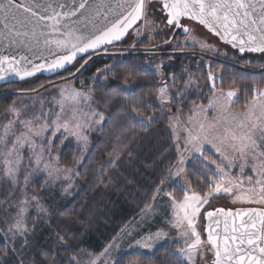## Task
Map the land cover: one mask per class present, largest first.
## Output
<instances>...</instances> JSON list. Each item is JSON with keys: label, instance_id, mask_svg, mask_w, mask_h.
I'll use <instances>...</instances> for the list:
<instances>
[{"label": "trees", "instance_id": "1", "mask_svg": "<svg viewBox=\"0 0 264 264\" xmlns=\"http://www.w3.org/2000/svg\"><path fill=\"white\" fill-rule=\"evenodd\" d=\"M147 42L148 39L143 38L139 46ZM231 50L237 53L236 57L232 60L217 59L209 70L200 68L195 76L196 83L189 87L190 75L183 70V66L197 63L201 53L188 51L184 57L175 59L172 66L167 65L168 58H158L162 75L172 74L174 80L180 81L178 84L175 80L173 83L178 84L177 88L170 90L173 113L187 118L194 106L209 101L212 95L209 72L219 75L215 81L218 89L238 90V98L232 104L234 110L247 107L256 95L254 88L264 89V63L244 58L246 55L241 56ZM87 58L80 59L73 66ZM118 58L105 80L100 78L94 87L91 104L103 116V121L90 132L87 149L65 140L61 134L54 137L53 152L58 156L60 166L75 169L73 181L49 187L44 184L43 176H33L26 186L29 194L45 198L54 206L49 225L31 237L30 246L16 245L15 252L20 258L7 246L9 253L4 256L0 252V264H19L21 258H24L25 264L33 259L36 264H70L72 256H76L79 264H87L117 237L129 221L152 205L161 182L176 165L178 152L172 130L162 105L157 101L161 74L147 67V62L153 63L152 57L132 53ZM108 63L103 59H93L85 78L93 77ZM73 66L52 77H36L38 80L35 82H28L31 79L0 85V124L10 121L9 112L19 102V92L40 90L49 100L57 97L58 90L46 84L70 73ZM133 107L139 110L142 119L153 116L152 122L140 123L141 120L132 111ZM206 155L213 156L210 152ZM186 174L194 191L202 195L214 179L213 172L197 159L187 165ZM24 177L25 171L20 175L19 185L14 186L0 167L2 227L10 224L17 214L14 206L24 187ZM166 186L174 191L178 200L183 199L184 191L174 181L168 179ZM68 187L67 193L62 194L61 189ZM36 218L37 212L33 209L28 217L30 227L37 225ZM57 234L64 237L66 246L61 244ZM4 247L5 242L0 235V249ZM118 261L119 264H186L171 246H161L151 254L131 251Z\"/></svg>", "mask_w": 264, "mask_h": 264}, {"label": "snow or ice", "instance_id": "2", "mask_svg": "<svg viewBox=\"0 0 264 264\" xmlns=\"http://www.w3.org/2000/svg\"><path fill=\"white\" fill-rule=\"evenodd\" d=\"M148 2L149 0H128L126 15L112 21L110 26H105L95 34L85 35L79 28L70 27L66 23L63 24L64 31L60 29L62 21L75 16L79 9H84L88 0H81L77 9L68 11L58 10L65 7L63 4H57L54 7L51 3L41 5L36 0H0V24L3 25L0 37L10 39L12 42H23L29 37L36 39V29L43 24L44 27L51 30L52 34H58L49 39L44 32H40L39 35L45 37L44 45H54L57 49L67 52V54L53 59L47 65L34 64L30 68L21 66L22 61L27 62L26 57L17 60L15 57L0 56V80H6L8 74H14L23 80L42 70L62 69L66 64L72 63L78 53H85L102 44L121 40L129 28L146 17ZM162 5L163 9L167 11L169 25L179 26L181 18L187 17L197 21L234 48H238L241 53L245 51L264 53V0H162ZM89 7L92 8V6ZM95 11L99 14L100 9L95 8ZM185 31L188 29L185 28ZM37 42L39 41L37 40ZM208 78L214 79L211 72H209ZM253 91L256 92V95L252 97L247 112L239 114L242 118L233 114L232 123L224 127L223 134H217L210 138L209 134L215 128L214 124L206 126L204 123H199V130L195 135L192 130H187L186 145H193L195 151L200 153L204 160L215 165L214 169L209 168V171L213 172L214 179L203 195L195 191L184 192L183 199L176 200L171 193H167L172 200L174 209V226L184 228L186 225L187 230L181 235L190 237V240H185V248L180 250L188 264H195L197 256L203 258L205 245L213 255L210 264H264V209L248 208L232 212L218 208L206 213L209 221L206 227V241L201 239V234L196 230V220L201 208L208 204L216 194H232L234 189H239L240 192L236 195V200L250 204H264V89L254 88ZM220 92L223 94V89ZM78 95V93L75 94L73 99ZM236 95V90H229L226 93V101L222 106L224 111L228 110L233 102L232 98ZM158 99L161 102H167L170 99L167 96L166 88L160 89ZM10 111H15V109H10ZM132 111L138 117L141 115L135 107L132 108ZM101 118H103L102 115ZM153 119V116H148L139 122L150 124ZM11 123L10 121L9 124L11 125ZM22 123H24L27 132L16 138L12 151L9 152V156L15 154L17 159L14 162L5 160L7 166L5 175L13 184L16 183L17 171L21 162L18 147H23L27 142L28 133L39 136L46 127L42 126L40 131L33 132L30 121ZM63 127L67 130L68 125L65 124ZM8 134L9 126H5L4 136L6 137ZM84 139L86 140V137ZM34 144L35 141L32 140L28 145L29 148H32ZM204 145L215 149L221 163L203 156ZM225 161L227 164H224ZM40 162L41 157L37 155L35 160L37 170H39ZM180 162L183 163V159ZM236 162H239L241 173H244L245 169H249L255 174V179L249 176L247 180L249 185H254L253 187L242 189L243 181L234 180L225 171V168L236 166ZM47 168L46 164L45 169ZM48 174L51 175V172ZM24 179L27 183L28 176H25ZM32 199L36 200L37 198L33 196ZM27 204V200L21 201V205ZM40 211L45 210L40 209ZM26 213L27 208L19 206L17 219L14 224L8 227L7 232L11 233L12 237L19 235L22 238V245L28 247L30 244L27 234L30 229L24 222ZM220 217L223 218L222 221ZM221 222L223 223L222 234L217 231L221 227ZM57 236L61 244L66 246L67 241L64 237L59 234ZM161 236L162 233H156L155 239H160ZM8 239L6 233L5 247L0 249L4 256L9 253ZM152 240L151 236L146 238V241ZM146 241H137L136 244L141 248H151V244ZM12 242L14 243V240ZM112 247H118V245L110 244L108 246V248ZM108 248H105L104 253L108 252ZM10 251L17 250L13 247ZM19 264H25L24 258L19 260ZM29 264H36V261L33 259ZM70 264H79L76 256L71 257ZM90 264H96V259L91 260ZM114 264H119V261H114Z\"/></svg>", "mask_w": 264, "mask_h": 264}, {"label": "rangeland", "instance_id": "3", "mask_svg": "<svg viewBox=\"0 0 264 264\" xmlns=\"http://www.w3.org/2000/svg\"><path fill=\"white\" fill-rule=\"evenodd\" d=\"M146 8V17L131 31L123 43L114 47L105 48L98 54L88 56L87 59L73 66L70 73L48 82L46 85H53L51 89L58 90L59 94L57 97H52V99L49 100L46 96H43L40 90L31 93L19 92V102L11 108L15 109V111L9 112L11 117L10 121L12 122L11 125L9 124L10 121L4 125L0 124V137H3V139H0V167H2L4 174L7 168L5 160L8 159L14 162L17 159L15 154L9 156V152L12 151L16 138L20 137L22 133L27 132L22 122L30 121L33 132L40 131L42 126H46L39 136L28 133L27 142L23 147H18V151L21 155V162L17 171L16 183L13 185H19L20 175L23 171H25V176H28V181L26 183L25 179L23 180L24 187L14 207L17 210L19 206H25L27 208L24 222L30 229V232L27 234L29 242L31 237L35 234L44 231L54 214V206L50 205L45 198L31 195L26 191V186L32 177L43 176L45 178L44 184L49 187H55L64 182L71 183L73 181L72 178L75 169L60 166L58 163V156L53 152L54 137L61 134L65 140L73 141L86 150L90 132L95 127L100 126L103 121L101 114L96 112L91 104L93 90L97 81L100 78L103 81L105 80V76L109 73L117 59H119L118 57L121 58L132 53H140L141 55L152 57L153 63L147 62V67L155 69L161 74L160 89L166 88L167 96L170 97L167 102H161L158 99L160 94L159 89L157 101L162 105L163 113L169 120L175 147L178 152V161L168 172L167 178L157 191L152 205L129 221L122 228L117 237L106 245L99 255L94 256L91 260L96 259V264H114V261H117L121 256L131 251L151 254L161 246H171L174 247L175 253L188 264V261L185 260L180 250L185 248V240H190V237L181 235L182 232L187 230L186 225L184 228H176L174 226V209L172 207V200L167 193H171L176 200L178 199L174 195V191L166 186V182L170 179L174 181L179 188H183L184 192L191 193L194 191L191 181L186 174L187 165L196 159L200 160L204 167L207 165V169H214L215 165L209 164L208 161L204 160L200 153L195 151L193 145H186L185 141L188 137L187 130H192L193 135H195L199 130V123H204L206 126L214 124L215 128L210 132V138L217 134H223L224 127L232 123V115L236 114L238 118H242L239 114L247 112L248 107H250V102L244 110H234L232 104L238 98V90L230 88L223 90L222 94L220 92L221 89H218L215 85V81L219 78V75L211 72L214 79L210 80L212 95L209 101L206 104L194 106L191 110V115L187 118H182L179 113H173L171 106L172 94L170 90H172V88L176 89L180 81L175 78L178 83L175 84L173 83L175 80L172 74L167 76L162 75L161 63L158 61L159 57L168 58L169 63L167 65L172 66V62L175 59L184 57V53L188 51L201 53V58L197 63L183 66V70L188 71L190 75L187 82V86L189 87L196 83L195 76L198 75V70L200 68L206 67V69L209 70L211 64L215 60H232L237 56V53L232 51L228 46L220 43L217 38L205 31L203 27L189 21L184 22V25L189 27L188 34L183 35L181 31H178L171 40L174 29L166 24V17L163 14L161 5L152 3L149 0ZM143 38H147L148 42L146 45L139 46ZM202 45L206 46L202 47ZM139 47L140 50H138ZM252 56L246 55L244 58L254 59L258 63H264V54ZM95 58L106 60L109 63L105 69L97 72L93 77L85 78L86 70L90 62ZM37 80L38 78L28 82H35ZM25 84L26 83H23V85ZM213 85H215V87H213ZM229 90H236L237 95L232 98L233 102L228 110L224 111L222 106L226 101V93ZM77 93L79 95L73 99V96ZM138 119L143 120L141 117H138ZM65 124L68 125L67 130L63 127ZM77 125H79V127H77ZM5 126H9V134L6 137L4 136ZM49 132H51L52 135ZM85 137L86 140L84 139ZM32 140L35 141V144L32 148H29L28 145ZM207 152H210L213 156L206 155ZM27 155H29V157ZM37 155L41 157L39 170H37V165L35 163ZM203 156H207L211 160H216L217 163H221L219 154L208 145H204ZM181 159H183V163L180 162ZM46 164L48 165L47 169H45ZM224 164H227V161H225ZM180 169H183V171H180ZM225 171H227L229 176L234 180L243 181L241 185L242 189L246 190L254 186L249 185L247 180L249 176L255 179V174L249 169H245V172L241 173L239 162H236V166L234 167L225 168ZM49 172H51V175L48 174ZM6 177L9 179L8 176ZM9 181L11 180L9 179ZM69 189L70 187L62 188L61 193L66 194ZM239 192V189H234L232 194H216L210 199L208 204H205L201 208L200 214L196 220V230L201 234L202 240H207L205 235V214L208 211L218 208H264V204H250L236 200V195L239 194ZM33 196L37 199L33 200ZM24 200L28 201L27 205H21V201ZM33 209L37 212V218L35 219L37 225L35 227H30L28 217ZM40 209H44L45 211H40ZM16 219L17 214L10 224H6L5 227L0 225L1 240L5 242V234L7 233L9 238L7 246L11 249L13 247L16 248L18 243H22V238L19 235L12 237V234L7 232L8 227L14 224ZM156 233H162L160 239H155ZM149 236L153 237L152 241H146V238ZM13 240L14 243L12 242ZM137 241H146L151 244V248H141L136 244ZM110 244L118 245V247L108 248ZM105 248H108L107 253H104ZM203 250V258L197 256L195 258V264H210L213 259L212 252L208 250L207 245L204 246ZM102 253L104 254L102 255ZM15 255L20 258L17 252H15ZM91 260L87 264H90Z\"/></svg>", "mask_w": 264, "mask_h": 264}, {"label": "water", "instance_id": "4", "mask_svg": "<svg viewBox=\"0 0 264 264\" xmlns=\"http://www.w3.org/2000/svg\"><path fill=\"white\" fill-rule=\"evenodd\" d=\"M37 3H40L41 5H46L48 3H51L54 7L57 4H63L65 7L63 9H58L59 11H68L70 9H77L79 3L81 0H36ZM127 2L128 0H88V4H86L84 9H79L76 12L75 16H72L70 18H66L62 21L61 25V31H64L63 24H68L70 27H76L79 28L82 33L85 35L95 34L100 29L104 28L105 26H110L111 22L121 18L122 15H126V9H127ZM152 3H158L161 5V9L163 11V14L166 16V24L169 27L174 28L173 36L177 33L178 30H181V34L186 35L189 32V27L184 25V21L193 22L197 25H200L197 21L191 20L187 17H182L180 20V25H169L167 23V11L163 9L162 0H150ZM123 5V7H121ZM89 6H92L90 9ZM95 8H99L100 12L97 14L95 11ZM137 21L136 24H134L131 28H129L128 32L124 37H122L121 40L113 41L110 44H102L98 48L95 49H89L85 53H78L76 56V59L72 61L70 64H66L64 68L62 69H56L54 71H48V70H42L37 72L35 75L31 77H26L25 79L21 80L19 77L15 76L14 74H8L6 80H0V85H6L10 83H20L27 80L34 79L39 76L44 77H52L57 74H60L64 72L65 70L71 68L73 65H75L80 59L97 54L101 51H103L107 47H113L116 45H119L123 43L131 31L137 27L140 22ZM204 28L205 31H207L209 34H211L213 37L217 38L218 41L231 49L237 51L239 55H263L264 53L260 52H249L245 51L244 53L239 52L238 48H234L231 44L226 43L225 41L221 40L219 36H216L214 33L210 32L207 28H205L203 25H200ZM185 28L188 29V31H185ZM3 29V25L0 24V30ZM23 31V29H22ZM30 31V29H29ZM37 31V38L32 39L31 37L26 38L23 40V42H12L10 39H7L5 37H0V56H9V57H15V59L20 60L21 57H26L27 62L21 63V66H27L31 67L34 64H45L51 62L53 59L57 58L60 55L67 54L66 50L57 49L54 45L45 46L44 45V36H40V32H44L49 39L53 38L54 35L58 34H52L51 30L44 27L43 24H41L36 29ZM172 36V37H173ZM37 40L39 42H37ZM248 208H255V209H264L262 207H239V208H233V209H224L225 211H232L235 212L239 209H248ZM215 211V210H211ZM209 212V211H208ZM221 221L223 220L222 217H220ZM209 223L206 214H205V235L207 237L206 227ZM217 231L223 233V223L221 222V227L217 229Z\"/></svg>", "mask_w": 264, "mask_h": 264}, {"label": "flooded vegetation", "instance_id": "5", "mask_svg": "<svg viewBox=\"0 0 264 264\" xmlns=\"http://www.w3.org/2000/svg\"><path fill=\"white\" fill-rule=\"evenodd\" d=\"M184 22H186V21H184ZM184 22H183V24H184ZM173 29H174V28H173ZM178 31H181V30H178ZM178 31H177V32H178Z\"/></svg>", "mask_w": 264, "mask_h": 264}]
</instances>
